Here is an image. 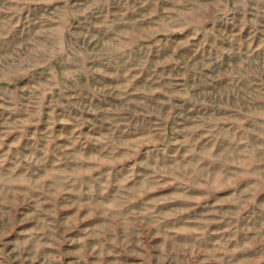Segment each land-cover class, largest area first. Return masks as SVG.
I'll return each mask as SVG.
<instances>
[{
    "label": "rangeland",
    "instance_id": "rangeland-1",
    "mask_svg": "<svg viewBox=\"0 0 264 264\" xmlns=\"http://www.w3.org/2000/svg\"><path fill=\"white\" fill-rule=\"evenodd\" d=\"M0 264H264V0H0Z\"/></svg>",
    "mask_w": 264,
    "mask_h": 264
}]
</instances>
